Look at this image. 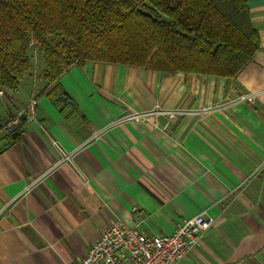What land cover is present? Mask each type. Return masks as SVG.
I'll return each instance as SVG.
<instances>
[{
	"label": "crops",
	"instance_id": "0c3cea01",
	"mask_svg": "<svg viewBox=\"0 0 264 264\" xmlns=\"http://www.w3.org/2000/svg\"><path fill=\"white\" fill-rule=\"evenodd\" d=\"M245 1L259 51L233 79L87 62L52 101L29 54L0 97V264H72L113 222L169 235L200 212L179 264H264V0Z\"/></svg>",
	"mask_w": 264,
	"mask_h": 264
},
{
	"label": "trees",
	"instance_id": "16d2710c",
	"mask_svg": "<svg viewBox=\"0 0 264 264\" xmlns=\"http://www.w3.org/2000/svg\"><path fill=\"white\" fill-rule=\"evenodd\" d=\"M32 43L52 101L74 64L233 79L259 51L245 0H0V90H17Z\"/></svg>",
	"mask_w": 264,
	"mask_h": 264
},
{
	"label": "built area",
	"instance_id": "2783aa9c",
	"mask_svg": "<svg viewBox=\"0 0 264 264\" xmlns=\"http://www.w3.org/2000/svg\"><path fill=\"white\" fill-rule=\"evenodd\" d=\"M34 104L31 100L28 106L30 118L34 116ZM63 155L67 160L68 156ZM211 225L212 220L205 212L180 220L169 235H148L116 221L101 231L85 257L77 258L72 264H179L200 243Z\"/></svg>",
	"mask_w": 264,
	"mask_h": 264
},
{
	"label": "rangeland",
	"instance_id": "374dc122",
	"mask_svg": "<svg viewBox=\"0 0 264 264\" xmlns=\"http://www.w3.org/2000/svg\"><path fill=\"white\" fill-rule=\"evenodd\" d=\"M30 49H31V51H30V52L28 51V55L30 54V57H31L32 60H34L36 57H40V56H41V54H40L41 51H40V49H39V47H38L37 45H35V44L32 43L31 46H30ZM32 62H33V61H32ZM40 64H41V67H42V68H41L40 66L37 65V70H36V71H38V73L41 72V73H40V75H41V74H43V73H42V71H43L42 69H45V62H44L43 56H41V63H40ZM42 80H43V79H42ZM0 92H1V94H0L1 96H3V94L5 93V92L2 91V90H0ZM2 98H3V97H2ZM4 101H5V100H4ZM3 103H4V102H3Z\"/></svg>",
	"mask_w": 264,
	"mask_h": 264
},
{
	"label": "water",
	"instance_id": "95a60500",
	"mask_svg": "<svg viewBox=\"0 0 264 264\" xmlns=\"http://www.w3.org/2000/svg\"><path fill=\"white\" fill-rule=\"evenodd\" d=\"M60 99H64L67 100V98L65 97H60ZM27 119V113L23 112L21 113L17 120L15 122H12L9 126H8V131L11 132V136L12 138L16 137V135L18 134L17 132V128Z\"/></svg>",
	"mask_w": 264,
	"mask_h": 264
}]
</instances>
